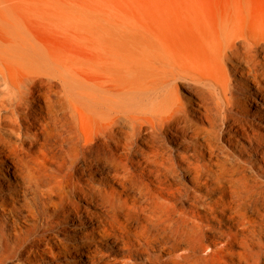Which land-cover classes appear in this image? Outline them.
<instances>
[{"label":"bare ground","instance_id":"1","mask_svg":"<svg viewBox=\"0 0 264 264\" xmlns=\"http://www.w3.org/2000/svg\"><path fill=\"white\" fill-rule=\"evenodd\" d=\"M94 28L104 39L118 36L107 21ZM194 45L192 56L155 49L140 91L106 89L68 75L19 20L0 14V179H14L0 182V264H39L53 240L67 263L52 264H76L67 259L77 255L102 264L98 243L109 239L122 245L123 264H264V22L224 16ZM183 84L195 100L179 94ZM71 108L100 121L96 161L110 166H123L137 138L118 118L148 114L155 187L182 197L185 189L171 181L191 178L190 210L171 214L168 198L150 193L138 204L105 178L98 182L91 168L79 174L76 161L88 158L74 147L62 162L39 163L40 133L67 134ZM30 219L18 233V220Z\"/></svg>","mask_w":264,"mask_h":264},{"label":"rangeland","instance_id":"2","mask_svg":"<svg viewBox=\"0 0 264 264\" xmlns=\"http://www.w3.org/2000/svg\"><path fill=\"white\" fill-rule=\"evenodd\" d=\"M0 5L5 6L0 14L19 20L32 39L68 75L78 77L83 83L97 84L106 89L119 88L121 91L128 90L130 84H134L133 87L138 91L148 85L155 49L192 56L197 33L215 25L224 16H240L250 21L264 22V0H0ZM99 21L116 25L118 36L115 41L108 39L109 36L104 39L97 32L94 25ZM2 87L0 77V93ZM178 91L184 99L195 100L186 84L181 85ZM135 95V100H140L138 96L141 94L137 92ZM65 114L69 120L67 134L62 136L50 128L40 133V144L33 150L39 163L62 162L69 158L67 153L74 147V153H85L88 158L87 163L82 155L76 161L79 174L91 168L98 182L105 178L117 192L134 198L138 204H142L145 201L143 197L150 193L158 197L166 196L171 214L190 210V199L196 189L191 178L181 177L171 181L173 185L185 189L186 194L182 197L155 187V178L151 173L155 166L151 164L152 155H149L151 151L148 147L152 131L148 114L136 113L137 119L133 121L126 116L118 118V126L125 132H137L131 154H126L127 160H124L123 166H110L104 161H96L100 150L97 137L101 130L100 121L87 118L73 108ZM6 127L8 130L12 128L10 125ZM11 139L16 142L14 136ZM160 139L171 150L178 149L176 144L166 141L164 134H160ZM0 182L9 184L14 179L9 176L6 180L0 179ZM52 201L56 202L57 199L53 198ZM199 212L204 214L201 209ZM224 222H228L226 217ZM10 223L13 225L11 217ZM34 223V219L18 220L15 228L19 233L21 229L29 230ZM261 224L260 238L264 240V222ZM68 225H72L71 222ZM7 232L14 233V229H7ZM55 233L53 231L49 235ZM59 237L63 238L62 235ZM98 250L102 264L125 262L121 257L122 245L113 239L100 240ZM1 251L0 240V254ZM51 252L48 256L43 255L39 264H52L54 261L67 263L55 240ZM83 258L86 259L77 255L75 259L68 257L67 260L83 264L79 261ZM26 260L24 258L19 262L27 264Z\"/></svg>","mask_w":264,"mask_h":264}]
</instances>
